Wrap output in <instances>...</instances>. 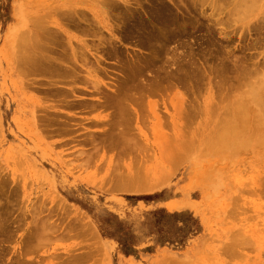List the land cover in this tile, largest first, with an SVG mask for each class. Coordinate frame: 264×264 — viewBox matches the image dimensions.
Returning a JSON list of instances; mask_svg holds the SVG:
<instances>
[{
  "label": "rangeland",
  "instance_id": "obj_1",
  "mask_svg": "<svg viewBox=\"0 0 264 264\" xmlns=\"http://www.w3.org/2000/svg\"><path fill=\"white\" fill-rule=\"evenodd\" d=\"M22 1H25L23 5L21 0H0V117L2 116L0 189L4 192L2 200L5 196H9L12 210L11 219H15L13 223L16 224L12 223L13 234L5 244L8 250L6 257L12 261L10 263L16 264V260L23 255L22 258L28 264H264V203L261 204L260 200H256L251 190L254 179L264 176V149L261 150L262 146L257 149L256 142L249 144L248 148L246 143V145L242 143L244 146L241 143L236 144L233 137L227 139L229 134L226 133V136L218 130L222 131L219 126L221 121H217L220 117L217 107L218 96L221 91L225 92L223 87L219 88L221 85H219L220 77L217 68L220 67L218 63H221L222 57L217 59L218 49H210V45L220 48L221 41L224 42L225 39H220L222 34H218V32L224 27H229V29L226 28L228 33L232 34L231 37L234 35V38L232 37L234 44L231 46L233 49L239 47L241 50L243 48L242 51L237 49L238 51L234 52L237 59L243 60L242 58L246 55H256L263 49L258 47L255 31H252L255 35L254 37L252 34L254 40L246 35H244L246 37L244 40L240 35L245 32L247 34V29L242 32L243 28L240 27V22L235 21L236 19L232 22L228 20L227 26H218V22L226 19L225 16L229 14L226 12L229 6H222L219 9L218 6L212 7V3L215 2L218 5L219 0H216L217 2L212 0L211 3H209L210 0L207 1V4L203 5L204 8L198 5L194 12L198 8H202V11L199 9L196 15L198 17L201 15V18H197L202 21L201 24H205L207 27L196 23L194 29L201 26L202 30L193 31L192 28V31L190 30V33L186 34L189 40L191 37L194 39H191L192 41H189L186 36L181 37L180 41H183V38V43L186 44L187 39L190 44L186 41L189 45H185L186 47L180 50L191 51L190 49L194 50L195 47L197 50L193 51L195 52L193 55L197 57L195 58L198 61L196 64L198 66L208 64L204 65V70L205 68L209 69H206L205 73L198 71L203 75V77L201 75L203 80L201 77V79L198 78L197 72L195 80L191 79V81H201L199 83L187 82V86L183 85L184 83L177 84L169 91L161 92L145 100L142 106L138 107L141 112V121L138 127L143 135H139L134 130L135 139L131 141L130 145L135 148L134 156L136 158H132L133 155H121L120 158H117L114 149L97 146L99 148L97 151L94 150L96 146L88 143L91 139L87 135L88 133L99 136L103 130L102 125L94 124L96 118L93 117L105 116L110 112V109L91 110L92 112L86 109L83 112L82 108L68 110V108L62 107L61 112L63 110V113L68 112L74 116L75 120L71 125L74 126L75 132L70 129L74 133L71 131L72 135L69 136H67L68 132L47 136L46 130L35 126L30 119L33 110L31 106L38 96L34 91L31 92L24 89L22 85L20 86L19 80L12 72V63L16 54L12 50L17 51L15 48L17 46L16 36L18 33L21 34L22 30L20 29H24L20 22V17L23 16L22 11H28L27 9L38 5V3L42 7L50 5V7L59 9L65 5L77 4L81 10H85L88 17L86 19L92 25H98L102 35L109 38L111 34L107 28L103 27L106 24L103 23L104 15L100 13L98 4L95 0ZM159 1L157 0L156 3H161V0ZM173 1L176 3L178 0ZM166 2L171 4L169 0H163L162 3ZM185 2H178L180 10L185 5L191 6L188 0ZM43 3L45 4L42 5ZM156 3L154 2L155 5ZM183 10L179 12L188 14L185 13V8ZM259 16L252 17L251 22L262 21L258 20ZM205 20L211 23L206 24ZM248 24L250 25V22ZM198 25L199 27H197ZM208 25L210 26L208 27ZM203 27L207 30H204ZM12 28H16L15 30L20 28V31L17 30L18 33H15ZM208 28L211 30L209 29V31ZM68 31L76 37L72 39L73 46H80L77 37L91 40V37L88 38L82 33L80 35L79 31L74 29L70 28ZM117 32L114 31V34L119 36V32ZM191 32L197 33L193 36ZM208 33L212 34V37ZM8 36L10 40H7ZM208 38L211 41H208ZM240 38L244 42H241ZM180 41L177 42L178 44L175 41L172 42L171 46L179 45ZM252 41L256 42L255 44L258 46L254 49V44L249 48L250 50H246L248 48H244L245 45H253ZM125 43L126 41L119 42L117 46L121 47L122 45V49L141 50L135 46V42L134 44L132 41V44L129 41H127L128 44ZM194 43L195 45L191 47ZM209 43L210 45H208ZM187 47L189 48L186 49ZM201 49L210 50L212 56L209 52ZM226 51L228 50L226 49ZM200 52L201 54H199ZM207 53L210 54V57H204L207 56ZM200 55L201 58H204L203 60ZM198 57L204 64H199ZM205 58L209 62L206 63ZM192 68L194 69V66ZM105 81L108 83L112 79H105ZM241 90L240 92L243 94L244 91L242 93ZM245 90L248 91V88ZM49 102L51 101H48V104ZM51 105H54V101L51 102ZM89 119H92L93 123L88 121ZM217 126L218 129H216ZM49 129L57 130L59 128L53 126ZM218 131L219 135L216 134ZM211 132L217 139L213 138L214 140H210L209 144L215 145L216 143L217 145L218 140L223 137L222 134L224 137L219 144H222L223 141L226 143L225 146H222L224 144L220 145L223 148L218 144L216 146L218 150L216 153L213 152V155L211 154L212 150L216 149L214 145L211 144L213 148L207 144L212 148H204L205 139L209 142ZM162 134L171 136L166 137L167 140H162ZM225 136L226 139H224ZM84 138L87 139V144L84 142L86 141ZM168 140L172 142L171 145L173 144V146L170 145L171 148L169 147L170 151L167 150L168 148H164L167 147L164 146V141ZM227 142L233 151L231 148V151L229 148L226 149ZM240 147L242 148L240 154L235 153L240 151ZM160 148H164L163 152L164 150L168 151L169 155L164 152L165 157L163 158L164 155H160L162 149L159 152ZM183 149L187 151L184 158L166 157L171 156L170 153L180 152ZM217 152H220V155ZM231 152L237 156L235 154L234 157L233 154L231 156ZM219 157L221 158L219 159ZM208 162L213 164L209 166ZM198 168L202 169V173L198 172L201 176L194 173L196 170L200 171ZM211 171L212 173H210ZM144 173L150 175V177L148 176L150 179L154 178L152 173L155 176L158 175L159 178H157L161 181L158 180L157 183L159 182L161 186L151 192H133L122 188V184L127 181L129 175L142 174L144 177ZM211 175L213 178L210 177ZM166 177L168 181L165 180ZM195 181L196 184L193 183ZM255 204H260V206H255ZM64 206L68 211L62 209ZM49 213L56 215L55 217L64 224L78 219L79 214H84L83 216L86 215L85 218L90 227L86 229L78 222V226L72 233L60 230L53 236L44 233L40 240L37 241L34 238L33 241L30 240L36 234L32 231L36 228L35 221L38 222ZM38 224H43V221ZM38 231L43 232L40 229ZM29 233L32 236H29V241L35 242V244L31 243L30 245L28 242V245H24L22 239L26 238ZM247 239L250 243L243 241L242 247L238 248L243 254L241 258L236 255V252L232 253L234 256L227 253L225 248L229 247L228 249H230L228 244L233 243L232 240L239 242ZM243 243H247V245L244 246ZM238 245L240 246V243ZM81 256L84 258L80 260L78 257ZM76 258L79 260H75ZM10 263L8 262V264Z\"/></svg>",
  "mask_w": 264,
  "mask_h": 264
},
{
  "label": "bare ground",
  "instance_id": "obj_2",
  "mask_svg": "<svg viewBox=\"0 0 264 264\" xmlns=\"http://www.w3.org/2000/svg\"><path fill=\"white\" fill-rule=\"evenodd\" d=\"M169 1H171V4L174 2L173 0ZM185 1L178 0L176 1V3L174 2L173 5L170 4V6L168 2L162 3L163 0H161V3L159 4L156 3L157 0H95V2L98 4V9H100V13L104 15L103 23H105L106 25L103 27L107 28V31L111 34L109 38H106L102 35V31L98 25H92L90 21L86 19L87 16L85 10H81V8L77 6V4L65 5L63 7L68 8L64 9L62 7L61 9H59L58 7H50V5H48V7L47 5L46 7H42L41 4L37 2L38 5L36 4L35 6H31V8L27 9L28 11H22L23 16L20 17V22H22V27L24 29H20L22 28L20 27L19 29L22 30V32L21 34H19L18 31L20 30L18 28V31L15 30L16 28H12V30H15L14 32L18 34L16 36L17 46L15 47L17 51L12 50L14 51V54L15 52L16 54L14 55L15 57L13 59V63H11L12 72L14 73L16 79L19 80L20 86L22 85L24 89L31 92L34 91V93L38 96L34 99L35 101L31 106L33 109L30 114L32 123L35 124V126H37L38 128L46 130L45 133L47 136L49 135L51 137L52 134L54 135V133H56V135L57 133L66 134V132L69 133L67 134V136H69L71 134V131H74V126L71 125V123H73V120L75 119H73L74 116H72L71 113L69 114L67 112L68 114H65L63 113V110L61 112L62 107L68 108V110H72L73 108H76V110H78L77 108H82L81 110L83 112L86 111V109H88L90 112H92L93 110L99 111V109H110V112L105 116L93 117L96 118L94 124H99V126L102 125L101 127H103V130L99 136L91 135L90 133H88L87 135L91 137L90 142H88L85 138L84 139L86 141L84 142H88L93 146H96L94 150L97 151L99 150L97 146H101L100 148H103V146H105L104 148H108L111 150L114 149L117 158H120L121 155H133L132 158H136V156H134L135 148L130 145L131 141L135 139L136 133L134 132V130L137 131L139 135H143L140 127H138V124L141 121V112L139 111V108L142 106L144 101L148 100L152 96L158 95L161 92L169 91L171 87L174 88L177 86V84L179 85L184 83L183 85L187 86V82H192L193 80H195L197 73L199 74L198 71H201V73H205L206 69H209L205 68L204 70V65L206 64H204L203 61H200L201 59H204L201 58L202 56H204L203 54L202 56L200 55L201 59L198 57V60L200 61L199 64L204 65L198 66L196 64L198 61L195 58L197 57H194L193 55L196 52L195 47L194 50L193 48H191V51L180 50L190 44L186 39L188 37L186 36V34L190 33L189 31L192 28L193 31L195 30L194 27L196 28V23L201 24L200 22H202L198 19L201 18V15L199 17L198 15H196V13L198 14L199 9L201 10L202 8H198L196 12L194 11L197 9L198 5H201L203 7V5L205 6V3L207 4V1L209 0H188L191 6L185 5L188 4ZM211 1L212 0H210L209 3H211ZM154 2L159 6H156ZM178 2H185V7L184 5L183 7L185 8V13L188 14H183L184 8L182 9L183 11L180 10V5H178ZM218 2V5H216L215 2L212 3L213 6L212 4L210 5L214 8L218 6V9L222 6H229V8L226 9V12H228L229 14L225 16L226 19L218 22V26H227V24L229 23L228 20L232 22L236 19L235 21L240 22V27L243 28L242 32L247 29L246 31L248 35L245 34L246 32L240 35L242 36V38H244V40L247 36H250L251 38H253V36L255 37L254 32L252 31H255V34L257 35V38L255 37V39L259 46L255 44L256 42L253 43L252 41L253 45H245L244 48L247 47L248 49L246 50H250L249 48L253 47L255 44V47H253L254 49L258 46L262 48L263 51L256 53V55H246L244 58H242L243 60H238L235 56L236 53L234 54V52L237 49L239 50L240 48H237V46L234 45V47L236 46L235 48L237 49H233V47L231 46V44H234V35L232 36V38L230 36L232 34L228 33L227 29H229V27H226L227 29L224 27V29H221L220 32H218V34H222L220 35V39H225L224 42L220 40L223 44L220 45V48L219 46L218 48H214L212 47L213 45L211 46L210 43L208 44L210 45V49L213 48L211 50L218 49L217 51L219 53L217 59H220L222 57L220 59L221 61L219 60L221 63H218L220 67L216 66L218 68V76L220 77L219 85L221 86L219 88L221 89L223 87L225 90V92H220L221 94H219L220 97L218 96L219 101L217 106L218 113L220 114V117L219 119H217V121H221V124L219 126H221L222 131L221 129H218V126L216 129H218L225 135L226 133L229 134L228 138L226 137V135L224 139L233 137L236 141H234L236 144L241 143V145H243L242 143H246L247 145H245L247 148L249 147V144H252V142H256L258 146H253H257V149L259 148V146H262L260 148L261 150H263L264 0H219ZM21 3L23 5L25 1L23 2L21 0ZM33 3L36 2L33 1ZM45 3H43L42 5H44ZM24 7L25 6H23V8ZM179 11H182L183 13ZM258 15H260L258 20H262L263 22L256 20V22L252 21V23L251 18H255V16ZM110 21L112 22L111 24ZM209 22L210 21L207 20L206 24L211 23ZM249 22L250 25L248 24ZM203 26L205 27L206 25L204 24ZM209 26L210 25H208V27ZM197 27H199V25ZM70 28L71 30L74 29L75 31H79L80 35L82 33L88 38L91 37V40L80 39L79 37H77L80 46H73L72 39L76 37L72 36L70 31H68L70 30ZM200 28L202 27L200 26ZM200 28L197 29L202 30ZM205 28L204 30H207ZM211 28H208V30H211ZM114 31H118L119 33H117L119 36H116L114 34ZM120 33L122 34V38H120ZM192 33L194 36V34L196 35L197 32H191V34ZM210 33L208 34L211 36L212 34ZM244 35H246V37ZM183 36H186L185 39L189 43L188 45L186 41V44L183 43V38V41H180L181 37ZM8 39L9 36L7 40ZM191 39L189 40L188 37L189 41L194 40ZM207 40L211 41V39L209 38ZM115 41H117L118 43H121L122 41H126V43L127 41H129L131 43L132 41L133 44L135 42V46L139 47L141 50H128V48H124V50L121 48L122 45L121 47L117 46L118 43H116ZM174 41L176 42V44H178L177 42L180 41L183 45L179 42V45H175L173 47L171 46V43ZM240 41L244 42L241 38ZM193 45H195V43L192 44L191 47ZM214 46H216V44H214ZM188 48L189 47H187L186 49ZM226 49L228 51H226ZM242 49L239 51H242ZM8 53L10 54L11 50L8 51ZM199 54H201V52ZM210 54L208 55L207 53V56L204 57H210ZM204 61L206 63L207 61L209 62V60H206V58ZM193 66L194 69L192 68ZM216 67L214 69H216L217 72ZM201 75L202 74H199V79L203 77V75L202 77ZM105 79H112V81L106 83ZM191 79L193 80L191 81ZM193 82L199 83L201 81ZM244 88H248V91ZM240 90L242 91V93L244 91V93L241 94ZM48 101H51L52 103L54 101V105H51V102H49L48 104ZM88 110L87 112L89 113ZM61 113L63 114V116ZM61 119L63 120L61 121ZM91 120L89 119L88 121ZM91 122L93 123V121ZM1 125L2 116L0 117V127ZM53 126H58L59 129H53L55 131L49 129ZM70 129L72 130L70 131ZM219 131L216 132L217 135H219ZM211 133L212 134L210 136L212 138L210 137L208 139L209 142L207 141V139H205V146L210 143V140L213 141V138H215L213 137V132ZM168 136L171 135L169 134L163 136L162 134L161 139L163 140ZM222 136L224 137L223 134ZM223 137H221L220 139V137L218 136L221 141ZM86 138H88V136ZM170 140L167 141L169 142V146L166 141H164L165 145L163 144L164 146H167L164 148H168V151H170L169 147L171 148V146H173V144H170L172 143ZM220 140H218L219 143ZM223 142L222 144L224 145L219 144L218 142L217 145L215 142V145L211 143L216 149H213L212 153L211 151L210 153L212 155L213 152L216 153V151L218 150V147L216 146H218V144L219 146H225L226 143ZM211 144L209 145L212 146ZM228 144L229 143L227 142V146ZM205 146V149H209L208 147H210L207 145L206 148ZM212 147H210V149ZM164 148H160L159 150L160 152L162 149L160 155H164L163 158L165 157L164 152H167L169 155L168 151L164 150L163 152ZM228 148L230 150V145L226 149ZM247 148L245 150H247ZM239 149L240 151L234 152L240 154L242 148L240 147ZM253 150L254 148L252 149V151ZM185 151L186 149H183L180 150V152L170 153L172 155L166 157L184 158V156L187 154V151ZM223 151L224 149L222 150V154ZM235 153L231 152L230 155L232 156L233 154L234 157ZM217 154L220 155V152H217ZM235 156H237V154H235ZM226 157L230 158L228 156ZM220 158L221 157H219V159ZM212 164L213 163L208 162L209 166ZM198 169L200 171L196 170V172L194 170L195 174H197L198 172L202 173V169ZM210 173H212V171ZM145 174L146 173H144V177L142 174L129 175L127 181L122 184V188L133 192H151L161 186L159 182L157 183V181L159 180L158 175L155 176L152 173V176H154V178L152 177V180L149 178L150 175ZM197 175L201 176L199 173ZM210 177L213 178L212 175ZM212 178H210L211 181ZM205 179L206 177L204 178V181ZM165 180H167V177ZM193 183L196 184V181ZM253 183V188L251 189L252 193L255 195L256 200H260V203L262 204L264 203V176L256 177ZM3 195L4 192L0 189V264H8V262L12 263V261H9L6 257V255L8 254V250L5 244L11 238V234H13V225L16 224L13 223L15 222V219H11L12 210L10 208L9 196H5L4 200H2ZM255 206H260V204H255ZM62 209L68 211L65 206ZM83 215L84 214H79L78 219L71 220L68 224H64V222H61L57 217H55L56 215L49 213V215L47 214L45 218H41L38 222L35 221L34 226L36 224V228H32L34 229L32 231L36 233V237L30 236L29 233V235L27 234L26 238L24 237L22 239V242L24 243V245H28V242H30V245L31 243L35 244V242L29 241V236L32 237L30 240L33 241L35 239L38 241L44 236V233H48L49 235L53 236V234H58L57 232H59L60 230L72 233V231L75 230V228L78 226V222L81 223L84 228L89 229L90 225L85 218L86 215ZM40 221H43V224H38ZM39 229L43 230V232H39ZM236 241L237 240H232V242H235V244H228V246H230V249H228L229 247H226L225 249L227 250V253L229 252V255L236 252V255L241 258L243 254L240 253L238 248L242 247L241 243L243 241H246L247 243H250V241L249 239L241 240L239 242ZM238 243H240V246L238 245ZM247 243L245 244L247 245ZM21 256L24 257L23 255ZM22 257L16 260V264H28ZM78 258L81 260L84 258V256ZM78 258H76L75 260H79Z\"/></svg>",
  "mask_w": 264,
  "mask_h": 264
}]
</instances>
